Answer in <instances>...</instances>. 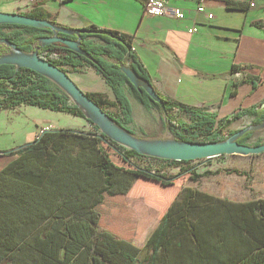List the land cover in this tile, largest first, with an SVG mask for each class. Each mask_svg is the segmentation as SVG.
Returning <instances> with one entry per match:
<instances>
[{
	"label": "trees",
	"instance_id": "1",
	"mask_svg": "<svg viewBox=\"0 0 264 264\" xmlns=\"http://www.w3.org/2000/svg\"><path fill=\"white\" fill-rule=\"evenodd\" d=\"M228 7L246 8L232 0H228ZM18 13L58 24L41 4ZM261 25L264 27V23ZM83 29L90 32L82 35L81 45L92 60L59 43L40 46L37 52L61 69L65 65L94 68L111 87L115 99L101 92L85 93L130 132L133 110L125 85L145 109L151 104L156 107L162 126L169 127L178 140L214 142L237 132L239 129L231 130L230 126L245 115L252 117L253 125L264 119V101L219 117L215 112L183 105L154 88L168 113L162 118L159 105L143 89L133 87L120 70L121 64L128 63L141 78L151 82L134 55L132 36L94 25ZM45 32L51 31L0 24V38L15 43L22 51L36 48L37 38ZM88 37L98 38L103 44ZM6 49L0 45V54ZM236 68L233 66V70ZM28 104L85 119L80 108L49 78L28 68L0 64V109ZM175 111L187 114L189 120L176 118ZM85 120L91 129H47L19 149L4 151L18 157L0 170V264H264V197L234 201L183 186L142 249L100 228L94 208L104 194H126L140 177L173 186L184 171L193 180L212 173L195 172L188 167L192 161L157 159L126 149ZM255 133L246 132L238 142L246 143ZM107 147L118 151L132 167L114 164ZM138 158L164 161L165 166L180 167L182 171L172 175L163 169L141 166Z\"/></svg>",
	"mask_w": 264,
	"mask_h": 264
},
{
	"label": "crops",
	"instance_id": "2",
	"mask_svg": "<svg viewBox=\"0 0 264 264\" xmlns=\"http://www.w3.org/2000/svg\"><path fill=\"white\" fill-rule=\"evenodd\" d=\"M165 1L183 10L185 17L147 14L145 0H6L0 10L23 13L22 6L29 11L41 4L56 23L67 28L94 25L129 34L134 55L144 65L154 88L183 105L224 117L262 103L264 0H232L245 9L229 8L228 0ZM200 4L213 15L211 19L196 12ZM193 26L196 30L188 32ZM87 40L103 44L95 37ZM233 66L237 68L233 70ZM63 69L82 91L101 92L115 99L111 87L91 66L65 65ZM244 78L247 80L242 82ZM45 109L33 104L0 109V170L18 157L4 151L19 149L44 130L64 128L48 118L59 111ZM75 119L81 123L80 131L89 130L85 119ZM20 121H26L27 127L15 129V122ZM14 129L22 132L18 139ZM7 138H12L11 142L2 145Z\"/></svg>",
	"mask_w": 264,
	"mask_h": 264
},
{
	"label": "rangeland",
	"instance_id": "3",
	"mask_svg": "<svg viewBox=\"0 0 264 264\" xmlns=\"http://www.w3.org/2000/svg\"><path fill=\"white\" fill-rule=\"evenodd\" d=\"M5 2L6 0H0V7H3ZM22 10L28 11V7L22 6ZM125 92L133 110V121L128 124V127L133 130L132 132L135 135L142 136L143 138L171 137L169 131L162 126L161 114L154 105L151 104L150 109H145L132 95L127 85H125ZM114 111L116 110H111V112ZM54 113L59 114L48 116L49 120L54 124H62L61 126L68 129L81 128L80 121L75 119L80 117L64 112ZM188 117L185 113L178 112L176 115V118L184 121H188ZM250 119L252 117L245 115L237 122L235 121L230 126V129L238 130L247 126L250 123ZM21 121L18 122L20 124L15 122V129L26 126V121ZM88 125L89 123L86 124L87 129H91L90 125ZM15 129L14 131H16ZM15 134L17 135H14V138L17 137V139L22 136V132L16 131ZM224 136L227 137V134ZM10 139L12 140V138H7L2 145L10 143ZM256 142L260 144L264 143V129L256 131L246 141V144L254 146ZM107 151L114 164L126 168L132 167L115 149L107 147ZM136 161L141 166H147L152 169H163L166 172L172 173V175H176L182 171L180 167L165 166L164 161H158L157 159L138 158ZM188 167L194 169L197 173H203L208 170L212 174L208 176L203 175L197 180H193L188 171H184L180 173L173 186H162L154 181L141 177L137 178L126 194H104L101 203L94 208L99 215L98 226L107 229L142 249L144 241H146L152 229L158 225L172 197L183 186L198 188L203 190V192L219 196V198L234 201L264 197V152L254 155L227 154L214 156L209 159L201 158L192 161L188 164Z\"/></svg>",
	"mask_w": 264,
	"mask_h": 264
},
{
	"label": "water",
	"instance_id": "4",
	"mask_svg": "<svg viewBox=\"0 0 264 264\" xmlns=\"http://www.w3.org/2000/svg\"><path fill=\"white\" fill-rule=\"evenodd\" d=\"M0 24H16L51 30L53 35L39 36L36 40V48L34 47L30 51H22L15 43L6 38H0V45H4L7 48L5 52L0 54V64H12L16 69L28 68L49 78L53 84L65 92L73 104L80 108L85 119L93 122L103 135L125 146L126 149L134 150L144 156L157 157V159H173V161H194L201 158L209 159L218 155H254L264 152V143L251 146L250 144L238 142V139L248 131L263 130L264 119L258 124L249 123L226 138L214 142L178 140L173 138L169 127L166 129L171 134V137L143 138L142 136H137L113 120L107 112L75 84L63 69L41 58L37 52L40 46L59 43L66 46L67 49L92 60V57L81 45L82 35L89 33V30L67 28L66 26L55 24L51 19H38L18 12L7 11H0ZM120 70L133 87L138 90L143 89L152 101L159 105L163 113L162 118H165L168 113L164 102L155 91L152 83L141 78L128 63L121 64ZM262 107H264V103H262Z\"/></svg>",
	"mask_w": 264,
	"mask_h": 264
},
{
	"label": "built area",
	"instance_id": "5",
	"mask_svg": "<svg viewBox=\"0 0 264 264\" xmlns=\"http://www.w3.org/2000/svg\"><path fill=\"white\" fill-rule=\"evenodd\" d=\"M33 1V0H30ZM205 7L200 4L196 8V12L198 13H206V16L208 19H211L213 15L211 13H208L204 9ZM145 12L150 15L154 16H173L176 17V19H183L185 17V13L183 10L178 9L174 6H169L168 3L165 0H145V6H144ZM196 30V27H190L188 29V32H194Z\"/></svg>",
	"mask_w": 264,
	"mask_h": 264
},
{
	"label": "flooded vegetation",
	"instance_id": "6",
	"mask_svg": "<svg viewBox=\"0 0 264 264\" xmlns=\"http://www.w3.org/2000/svg\"><path fill=\"white\" fill-rule=\"evenodd\" d=\"M51 31V30H50ZM46 35H53L52 32H45L44 34L40 35V36H46Z\"/></svg>",
	"mask_w": 264,
	"mask_h": 264
}]
</instances>
